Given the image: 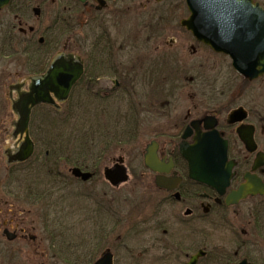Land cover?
<instances>
[{
	"label": "flooded vegetation",
	"instance_id": "1",
	"mask_svg": "<svg viewBox=\"0 0 264 264\" xmlns=\"http://www.w3.org/2000/svg\"><path fill=\"white\" fill-rule=\"evenodd\" d=\"M47 1L50 13L48 25L44 26L42 7ZM255 1L264 8V0ZM179 9L180 1L179 6L173 7L169 5V0H11L9 5L0 10V61L23 58L21 62L28 75L9 87L7 98L1 92L0 119L5 114L3 103L5 105L10 101L12 111L13 101L18 100L20 94L29 92L30 78L44 75L58 56L64 55L68 61H78L83 66V74L74 85L67 103L61 105V111L70 101L82 108L91 106V102H94L99 107L102 123L128 125L126 133L121 136L124 139H137L141 130L147 127L153 140L145 148V153L149 145L155 146L166 171L155 173L144 165L155 190L165 195V200H159L156 207L159 204L163 206L166 204L164 202L183 203L189 207L186 210L187 216L196 213L202 221L211 220L214 215H222L232 232L233 247L243 254V258L235 264L242 260L261 263L255 262L254 260H258L256 255L247 253L246 250L254 246H264V87L260 86L257 90L251 87L255 82H261L264 77L254 82L242 78L243 85L235 90L227 84L225 89L220 90L216 84L212 86L201 80V76L190 77V68L183 63V53L180 51V37L184 33H190L181 25L182 19L176 17ZM35 10L40 11L39 15H36ZM30 13L38 22L37 27H29L33 20ZM196 43V46L201 45L209 50L203 44ZM186 90L195 93L194 97L204 96L208 100V109L199 117H191L193 113L188 112L185 121L180 123L181 96ZM250 93L256 95V100H250L253 97ZM238 95L244 99L243 104L232 107L234 98ZM239 108L244 109L246 118L235 124L230 123V114ZM38 109L43 111L37 114L35 123L45 118L46 112H57L48 106ZM36 110L32 111L30 124ZM12 113L14 114L13 111ZM14 116L16 120L11 122V138L13 125L17 122V116ZM205 119H208L207 122L198 125L199 130L206 133V126H214V130L228 143L229 160L236 163L230 187L223 196L206 185L192 181L189 178L188 165L180 156L179 147L186 129L193 122ZM1 122H7V118ZM192 129L189 143H193L197 134L196 128ZM242 138H253L255 148L250 150ZM165 140L180 142L171 147L162 145L161 141ZM19 142L20 139L13 140V145L6 150L8 168L17 166H9L8 157L19 151ZM48 154L47 152L46 155ZM126 168L130 175L129 168ZM159 176L171 180L172 186L178 179L181 181L175 189L169 191L157 186ZM249 183L257 186V189H253L254 193L248 194L236 205L226 204L232 192ZM71 184V179L57 183L66 188ZM90 199L87 198L89 201ZM63 200L67 201L64 205L65 201L58 200L49 209L54 214L61 209L68 210L70 198ZM84 200L83 205L76 206L77 211L86 213L87 218L90 213L96 212V216L103 218L106 225L112 226L114 233L120 229L121 210L118 198H101L102 202L96 203L95 208L88 205L85 198ZM34 202L37 205L40 203L36 200ZM243 208L246 212L245 221L239 222L237 217ZM157 214L153 213L152 217ZM2 226L0 264H19L15 261L16 251H9L11 243L22 241L23 245L20 246L23 248L28 245L26 243L35 242L36 239L30 236L28 228L12 230L7 222H3ZM10 231L15 235L12 242L7 236ZM32 247L38 251L40 246L34 244ZM54 250H57L55 245L48 247L44 250V257L50 256V251ZM50 257L54 263H64L58 261L55 254ZM114 262L116 264L115 256Z\"/></svg>",
	"mask_w": 264,
	"mask_h": 264
},
{
	"label": "rangeland",
	"instance_id": "2",
	"mask_svg": "<svg viewBox=\"0 0 264 264\" xmlns=\"http://www.w3.org/2000/svg\"><path fill=\"white\" fill-rule=\"evenodd\" d=\"M144 1L138 0V2ZM179 1L180 9L176 17L181 20L187 18L189 15L184 0H169V5L173 7L179 6ZM49 13L50 7L47 1L42 7V22L44 26L48 25ZM31 16L33 20L30 22L29 27H37L38 22L33 14ZM196 45V41L190 34L184 33V36L180 37V51L183 53V63L187 68H190L188 73L190 77L195 78L201 76V80L206 81L210 85L212 84V86L216 84L220 87V90L225 89L226 84L232 86V90L239 89L243 85L242 78L233 70L231 60L228 57L215 55L207 48L201 45L200 48ZM22 59L15 58L0 61V94L2 92L3 97L5 96L7 98L11 85L20 82L23 77L28 75L21 62ZM216 78L217 82L215 83ZM260 86L262 88L264 87V79L261 82H255L251 87L253 90H257ZM190 91L186 90L181 96L180 123L183 120L185 121L188 112L193 113L191 117H199V115L204 114L208 109V100L204 96L198 97L197 95V97H194L196 94H192ZM251 94L253 97H250V100H256V95L250 93V96ZM234 100L231 105L232 107L242 105L244 101L240 95L234 98ZM197 105L198 107L194 108ZM3 106V112L5 114L0 119V230L3 229V222H7L12 230L25 227L29 229L30 236H35V242L30 241L23 248L21 247L23 245L22 241L11 243L9 251H16L14 252L15 256H17L15 261H18L19 264H42L43 262L47 264H61L58 262L54 263L50 257L52 255L44 257V250L51 247V240L40 219H42L41 214L44 209L48 210V204H43V201H40L38 205H34V199L32 205L23 202L25 198L22 195L25 191L21 188V182L19 180H22L25 176L23 173L24 170L31 166L7 167L6 150L13 145L11 122L16 120V117L11 111L10 101H7L5 105L3 103ZM90 107H95L94 102H91ZM6 118L7 122H1ZM43 123V121L40 122L41 125ZM42 136L44 137V135ZM152 140L153 135L146 127L144 130H141L136 142L129 146H121L119 149H114L109 156L104 158L95 180L89 183H81L75 180L65 190L62 196L55 195L54 189L52 190L54 196L49 199V201H52L51 203L58 200L65 201L63 199L70 198V205L67 210L69 215L63 212L64 209L59 211L61 212V215L59 214L60 216H66L65 225L68 226V229L54 233L59 239L72 243L71 246L67 247V249L71 248L69 251L72 252L74 250L73 247H78L79 250H82L86 246L85 239L88 236L90 238L94 234L99 237L98 239L94 238L96 243L99 241L105 245L96 252H92L91 248V251L87 250L83 253L85 258L91 256V262L96 261L107 247L114 253L116 264H164L166 257L163 256L170 254L171 259L175 258L180 262L182 260V255L181 253L179 254L181 252L180 249L192 245L196 237L202 240V243L205 244L209 253L214 252L216 247L222 250L232 249L234 246L232 232L222 218V215H219L220 217L214 215L215 217L213 216L211 220L202 221L197 217L196 213L193 216H187L186 210L189 207L183 203L174 202L172 204L164 202L166 204L163 206L159 204L156 207L157 202L164 199L165 195L155 190L151 183V176L145 171L143 162L145 148ZM179 142L180 140L161 141L162 145H171V147L174 144H179ZM40 150L42 151L38 153L39 156L37 155L33 159L34 163H38L42 156H44L45 150L43 151L42 148ZM121 159H123L124 165L129 168L130 180L120 188H114L106 181L104 172L106 168H111ZM71 170L72 167L64 166L62 168V171L68 177H72ZM46 175L47 173H45L44 169H39V171L33 173V177L40 178L39 182H43ZM39 182L37 181L36 185ZM38 190L41 193L45 191L42 187ZM106 197L118 198L120 202V219L123 223L120 229L115 232V235H113V232L109 233L106 230L110 228V225L105 226L106 229L101 226L103 218L96 216V212L94 213L95 215L90 213L89 218H87L86 213L77 211L76 207L83 205L85 198L86 203L95 208L97 206L96 203H101L102 201L100 199H105ZM75 198L78 199L75 201L71 200ZM87 198H91L90 201ZM66 202H63V204ZM52 206L54 205H50V208ZM109 206L112 205L110 204ZM73 208H75L76 212L74 210L72 211ZM244 210L245 208L242 209L237 217L239 222L245 221L246 212ZM153 213L158 214L152 217ZM150 217H152L150 219L152 222H149ZM53 219L51 216L50 220ZM86 220H89V222L86 223ZM213 222H217V224ZM160 224L162 228L159 230L158 226ZM105 230L106 232L104 233L103 231ZM165 230L166 233L163 232ZM200 231L207 233L203 236ZM239 233H241V229H239ZM156 240L159 242H155ZM240 240L241 238L239 236L238 241ZM253 240L256 241V238H253ZM34 244L40 246L38 251H35V247H32ZM255 247L247 249V253L252 252V255H256V259L264 260V246L259 248ZM20 250L21 252H19ZM61 261L64 262L63 264H70L63 259Z\"/></svg>",
	"mask_w": 264,
	"mask_h": 264
},
{
	"label": "water",
	"instance_id": "3",
	"mask_svg": "<svg viewBox=\"0 0 264 264\" xmlns=\"http://www.w3.org/2000/svg\"><path fill=\"white\" fill-rule=\"evenodd\" d=\"M9 3L10 0H0V10ZM185 3L190 15L182 20L181 25L190 31L199 43L217 54L229 57L233 69L248 81L253 82L264 76V8L259 3L255 0H185ZM35 13L39 15L40 11L35 10ZM82 74L81 63L74 59L68 61L64 55H60L44 75L30 78L29 92L20 94L18 100H14L12 104V111L18 117L14 124L13 137L20 136L21 147L9 158V164L25 163L34 154L35 145L29 132L33 109L47 105L60 110V104L68 101ZM245 118L244 109L239 108L230 114L229 121L235 124ZM207 120L195 121L186 129L179 151L188 165L189 178L223 196L230 187L236 163L229 161L228 143L214 130V126H206V133L199 130L198 125ZM194 127L197 134L193 143H189L188 139L192 136ZM242 139L250 150L255 148L253 138ZM144 162L145 166L155 173L166 172L155 146H148ZM72 174L83 182L93 177V174L84 173L78 168L73 169ZM105 177L114 187L127 183L129 174L123 160L107 169ZM180 181L178 179L172 186L171 180L159 176L156 183L159 188L172 191ZM254 188L257 189V186L253 183L241 186L238 191L229 195L226 204H238L248 194L254 193ZM14 237L9 236V240ZM205 255V252L199 251L191 256L187 264H198ZM95 264H113L112 254L106 252ZM240 264L248 262L244 260Z\"/></svg>",
	"mask_w": 264,
	"mask_h": 264
},
{
	"label": "trees",
	"instance_id": "4",
	"mask_svg": "<svg viewBox=\"0 0 264 264\" xmlns=\"http://www.w3.org/2000/svg\"><path fill=\"white\" fill-rule=\"evenodd\" d=\"M74 103L70 101L62 112L49 113L52 116L46 112L45 118L40 119V121L44 122L43 125L40 124V121L35 123L37 114L43 110L38 109L34 114V120L31 126L32 134L38 148H42L43 151L45 150V153L38 163H34V160H32L27 164L19 166H31L24 170L23 173L25 176L22 180L19 178L21 188L25 191L22 197L25 198L23 202L26 204H31L33 199L36 201L51 199L54 194L50 191L58 188L56 183L67 180V176L62 171L64 166H78L82 170L94 172L98 176L100 166L105 157L109 156L114 149H119L121 146H129L137 141V139L132 137L127 139L121 137L126 133L128 125L102 123L99 118L98 106L95 105L94 108L84 106L82 108L81 105H73ZM46 152H49L48 156ZM39 169H44L45 173H47L43 182H39L40 178L33 177V173L39 171ZM37 181L39 183L36 185ZM41 187L45 189L43 193L38 190ZM35 190H37L36 193ZM44 222L46 224L47 234L50 236L49 239L53 243L71 246L72 243H68L63 239H59L61 241L54 240L56 239L55 232L68 229V226L65 225V215L57 219L54 218L53 220L49 218V220H45ZM159 228H162V226ZM163 232L165 233V231ZM200 233L204 236L207 232L200 231ZM94 238L98 239L99 237L96 234L90 238L88 236L85 239L86 246L82 250H79L78 247H73L74 250L72 252L69 251L71 248H68L67 252H59L58 254L62 255L63 259H67L70 263L90 264L91 256L85 258L83 253L91 248L92 252H96L104 247V244L99 241L96 243ZM201 249H206V246L202 243V240L196 237L192 245L180 249L181 252L178 251L182 255L180 262L175 258L171 259L170 254L163 256L166 257L164 264H186L189 258ZM238 256L239 258H243V254L236 247H232L231 250H222L216 247L214 252H208L206 258L202 259L200 264H235L239 259Z\"/></svg>",
	"mask_w": 264,
	"mask_h": 264
}]
</instances>
